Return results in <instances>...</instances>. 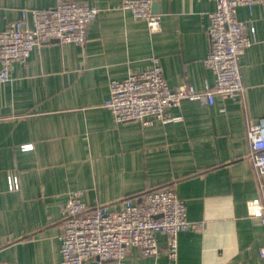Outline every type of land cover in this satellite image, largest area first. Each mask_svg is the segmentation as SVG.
Instances as JSON below:
<instances>
[{"label":"crops","instance_id":"0c3cea01","mask_svg":"<svg viewBox=\"0 0 264 264\" xmlns=\"http://www.w3.org/2000/svg\"><path fill=\"white\" fill-rule=\"evenodd\" d=\"M75 1L98 8L85 43L45 42L0 81V264L61 263L64 204L73 190H84L94 205L167 184L185 200L188 219L200 222L180 233L177 257L159 233L158 254L132 247L121 262L101 264H264V226L247 208L264 181L247 137L248 122L264 117V2L238 7L256 36L240 57L245 97L185 99L169 108L177 119L145 124L117 122L103 105L111 81L158 58L170 87L213 86L206 59L216 2L153 0L161 26L152 31L121 7L125 0ZM57 2L0 0V31L25 8L33 26L32 10Z\"/></svg>","mask_w":264,"mask_h":264},{"label":"built area","instance_id":"2783aa9c","mask_svg":"<svg viewBox=\"0 0 264 264\" xmlns=\"http://www.w3.org/2000/svg\"><path fill=\"white\" fill-rule=\"evenodd\" d=\"M213 1L216 9L209 14L211 48L206 62L215 73V84L204 90L188 85L172 88L159 59L155 58L152 67L111 81L110 96L103 105L112 111L117 122L139 120L149 124L158 120L165 123L178 118L169 108L180 106L185 99L213 104L217 95L245 97L240 57L256 41V36L255 28L238 17V7L264 0ZM152 3L153 0H125L121 7L131 10L135 18L147 21L151 30L157 31L161 15L153 12ZM28 12L27 8L23 9L20 19L0 31V81L9 79L15 60H26L45 42L84 44L98 8L75 0H58L52 8L32 10L33 26L29 24ZM247 137L249 157L261 177L264 174V117L256 123L248 122ZM30 147L25 145L24 149ZM10 185L18 188L16 177L10 178ZM260 186L261 195L249 199L247 208L264 226V181H260ZM85 196L84 190H73L64 204L60 264H87L90 260L99 264L108 260L121 262L132 247H138L143 255H156L160 251L159 233L167 236L170 256L176 258L180 233L200 224L188 219L185 200L170 184L113 203L92 205ZM260 254L264 256V246Z\"/></svg>","mask_w":264,"mask_h":264}]
</instances>
